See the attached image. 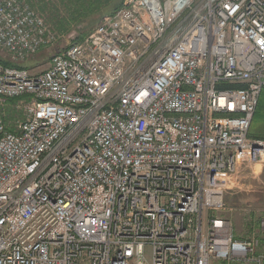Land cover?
<instances>
[{
    "label": "built area",
    "instance_id": "obj_1",
    "mask_svg": "<svg viewBox=\"0 0 264 264\" xmlns=\"http://www.w3.org/2000/svg\"><path fill=\"white\" fill-rule=\"evenodd\" d=\"M49 34L0 0V264H264V218L238 239L219 216L240 170L264 168L247 137L264 0H125L18 68Z\"/></svg>",
    "mask_w": 264,
    "mask_h": 264
},
{
    "label": "rangeland",
    "instance_id": "obj_2",
    "mask_svg": "<svg viewBox=\"0 0 264 264\" xmlns=\"http://www.w3.org/2000/svg\"><path fill=\"white\" fill-rule=\"evenodd\" d=\"M26 1H29L33 10L42 17L49 35L53 37V40L35 56L25 63L19 64L22 69L30 73H38L46 69L49 59L54 54L65 49L80 36L88 35L102 18L109 16L100 14L81 19L72 26L71 31L60 34L54 32L51 28L52 24L49 23L56 14H59L61 18L66 15L65 8L59 0ZM124 2L125 0L122 1V5ZM0 61L9 63L10 59L4 52L0 51ZM12 118L13 115L10 113L8 119ZM262 127L264 126L262 125ZM240 171L234 180L233 188L225 193L224 210L219 215L231 220L237 236H250L255 234L257 222L264 217V168H256L254 173L248 168H242Z\"/></svg>",
    "mask_w": 264,
    "mask_h": 264
},
{
    "label": "trees",
    "instance_id": "obj_3",
    "mask_svg": "<svg viewBox=\"0 0 264 264\" xmlns=\"http://www.w3.org/2000/svg\"><path fill=\"white\" fill-rule=\"evenodd\" d=\"M26 1V0H25ZM123 0H59L65 8V16L60 17L56 14L52 17L51 28L54 32L63 34L72 30V26L77 24L81 19L90 18L96 15H112L122 8ZM29 5L30 2L26 1ZM41 2V0H40ZM39 3V2H38ZM32 9L33 7L30 6ZM40 10L41 7H39ZM60 17V18H59ZM86 36V35H85ZM85 36L77 38L81 41ZM5 66L9 63L2 61ZM18 68H21L20 66ZM264 90H262L256 111L253 115L248 136L252 139L264 140Z\"/></svg>",
    "mask_w": 264,
    "mask_h": 264
},
{
    "label": "crops",
    "instance_id": "obj_4",
    "mask_svg": "<svg viewBox=\"0 0 264 264\" xmlns=\"http://www.w3.org/2000/svg\"><path fill=\"white\" fill-rule=\"evenodd\" d=\"M224 198H225V196H224ZM219 216H220V215H219ZM220 217H221V218H224V219H226V220H229V221L231 222V220L228 219V218H225V217H222V216H220ZM263 218H264V217H263ZM260 219H262V218H260ZM258 222H259V221H258ZM258 222H257V226H258ZM231 224H232V222H231ZM257 226H256V229H257ZM232 227H233V225H232ZM233 231H234V236H235L236 238H238V239L248 237V236H237V234L235 233L234 228H233Z\"/></svg>",
    "mask_w": 264,
    "mask_h": 264
},
{
    "label": "bare ground",
    "instance_id": "obj_5",
    "mask_svg": "<svg viewBox=\"0 0 264 264\" xmlns=\"http://www.w3.org/2000/svg\"><path fill=\"white\" fill-rule=\"evenodd\" d=\"M25 1V0H24ZM26 2V1H25ZM27 3V2H26ZM28 4V3H27ZM9 64H10V62H9ZM11 65V64H10ZM18 66H20V65H18ZM261 94V93H260ZM260 96V95H259ZM249 132V131H248ZM247 137L249 138V136H248V134H247ZM249 139H251V140H260V139H252V138H249ZM260 141H264V140H260Z\"/></svg>",
    "mask_w": 264,
    "mask_h": 264
}]
</instances>
